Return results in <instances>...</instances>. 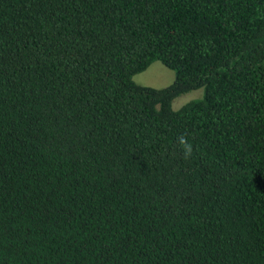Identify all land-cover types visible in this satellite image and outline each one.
<instances>
[{"label": "trees", "instance_id": "trees-1", "mask_svg": "<svg viewBox=\"0 0 264 264\" xmlns=\"http://www.w3.org/2000/svg\"><path fill=\"white\" fill-rule=\"evenodd\" d=\"M0 264H264V0H0Z\"/></svg>", "mask_w": 264, "mask_h": 264}, {"label": "rangeland", "instance_id": "rangeland-1", "mask_svg": "<svg viewBox=\"0 0 264 264\" xmlns=\"http://www.w3.org/2000/svg\"><path fill=\"white\" fill-rule=\"evenodd\" d=\"M174 79V71L163 65L160 61H153L144 71L133 76V80L141 85L161 88L170 84ZM203 88L192 89L176 96L171 106L178 109L188 101L201 98Z\"/></svg>", "mask_w": 264, "mask_h": 264}, {"label": "clouds", "instance_id": "clouds-1", "mask_svg": "<svg viewBox=\"0 0 264 264\" xmlns=\"http://www.w3.org/2000/svg\"><path fill=\"white\" fill-rule=\"evenodd\" d=\"M181 143H183V139L181 140ZM188 150H189V152L191 151V149H190V148H189Z\"/></svg>", "mask_w": 264, "mask_h": 264}]
</instances>
